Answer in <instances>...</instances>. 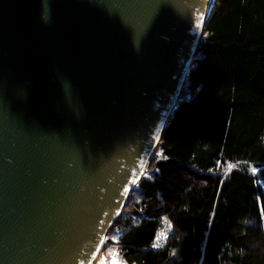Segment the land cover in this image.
I'll use <instances>...</instances> for the list:
<instances>
[{
    "label": "water",
    "instance_id": "95a60500",
    "mask_svg": "<svg viewBox=\"0 0 264 264\" xmlns=\"http://www.w3.org/2000/svg\"><path fill=\"white\" fill-rule=\"evenodd\" d=\"M212 0H0V264H97Z\"/></svg>",
    "mask_w": 264,
    "mask_h": 264
},
{
    "label": "trees",
    "instance_id": "16d2710c",
    "mask_svg": "<svg viewBox=\"0 0 264 264\" xmlns=\"http://www.w3.org/2000/svg\"><path fill=\"white\" fill-rule=\"evenodd\" d=\"M106 241L97 264H264V0H217Z\"/></svg>",
    "mask_w": 264,
    "mask_h": 264
},
{
    "label": "rangeland",
    "instance_id": "374dc122",
    "mask_svg": "<svg viewBox=\"0 0 264 264\" xmlns=\"http://www.w3.org/2000/svg\"><path fill=\"white\" fill-rule=\"evenodd\" d=\"M216 2H217V0H212V1H211L210 7H209V11H210V12L215 10ZM160 224H161V222H160ZM162 224H163V225L166 224V222H165L164 219H162ZM159 229H161V226L159 227ZM161 233H164V232H163V231H160V232H159V235L157 236V242H158V243H162L163 241L166 240V233H165V234H161ZM107 243H108V242H107L106 239H105V244H107ZM103 249H104V248H103ZM99 259L101 260V257H100ZM102 260H104V259L102 258ZM98 261H99V260H98ZM97 263H98V262H97ZM101 264H104V263L101 262Z\"/></svg>",
    "mask_w": 264,
    "mask_h": 264
},
{
    "label": "bare ground",
    "instance_id": "6f19581e",
    "mask_svg": "<svg viewBox=\"0 0 264 264\" xmlns=\"http://www.w3.org/2000/svg\"><path fill=\"white\" fill-rule=\"evenodd\" d=\"M178 103V102H177ZM177 106V105H176ZM174 110V109H173ZM160 140H161V138H160ZM160 140L158 141V143L160 142ZM158 143H157V145H158ZM156 148H157V146H156ZM156 148H155V150H156ZM150 162V161H149ZM149 165V164H148ZM148 168V167H147Z\"/></svg>",
    "mask_w": 264,
    "mask_h": 264
},
{
    "label": "crops",
    "instance_id": "0c3cea01",
    "mask_svg": "<svg viewBox=\"0 0 264 264\" xmlns=\"http://www.w3.org/2000/svg\"><path fill=\"white\" fill-rule=\"evenodd\" d=\"M155 242H156L157 244H160V243H158V242H157V237H156V240H155Z\"/></svg>",
    "mask_w": 264,
    "mask_h": 264
}]
</instances>
